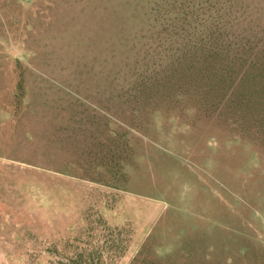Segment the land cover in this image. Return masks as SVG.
<instances>
[{
  "label": "rangeland",
  "instance_id": "1",
  "mask_svg": "<svg viewBox=\"0 0 264 264\" xmlns=\"http://www.w3.org/2000/svg\"><path fill=\"white\" fill-rule=\"evenodd\" d=\"M0 264H264V0H0Z\"/></svg>",
  "mask_w": 264,
  "mask_h": 264
}]
</instances>
